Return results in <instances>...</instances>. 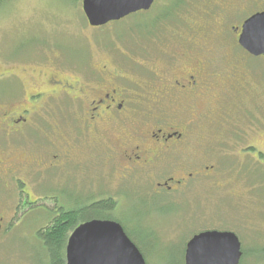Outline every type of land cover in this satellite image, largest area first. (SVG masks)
Listing matches in <instances>:
<instances>
[{
    "label": "flooded vegetation",
    "instance_id": "obj_1",
    "mask_svg": "<svg viewBox=\"0 0 264 264\" xmlns=\"http://www.w3.org/2000/svg\"><path fill=\"white\" fill-rule=\"evenodd\" d=\"M156 3L164 8L142 28L139 48L126 47L121 36L114 37L118 46L97 40L83 56L63 48L71 66L61 63L60 53L46 63L34 53L29 63L0 65V169L7 176L0 185L17 199L9 220L0 211V236L32 211L50 222L60 211L102 202L113 204L114 217L89 221L117 222L128 231L130 225L117 216L131 197L149 205L166 201L165 208L175 212L198 186L210 192L218 168L212 163V131L227 134L226 98L246 90L244 57L255 58L239 45L247 18L230 31L215 32L212 42L208 0ZM154 5L129 17L148 15ZM173 16L183 22L182 31L166 37L161 26ZM87 23L95 31L113 24ZM252 133L258 135V127L237 131L241 142L229 141L227 156L240 164L242 176L249 168L254 173L263 155L247 141Z\"/></svg>",
    "mask_w": 264,
    "mask_h": 264
},
{
    "label": "rangeland",
    "instance_id": "obj_2",
    "mask_svg": "<svg viewBox=\"0 0 264 264\" xmlns=\"http://www.w3.org/2000/svg\"><path fill=\"white\" fill-rule=\"evenodd\" d=\"M82 3L83 0H10L0 7V65L29 63L35 58L34 53L38 61L46 63L48 57L53 59L55 54L60 53L61 63L71 66V55L63 48L70 49L76 57L83 56L98 45L97 40L103 46L110 43L118 46L114 37L121 36L126 42L119 43L139 48L142 28L149 25L151 18L164 8L156 3L155 13L129 17L95 31L88 26ZM210 4L212 18L207 25L213 33L212 42L217 38L215 32L230 31L253 13L264 10V0H208V4L205 3ZM165 22L167 25L161 26L164 36L170 37V33L182 31L183 22L177 17L173 16ZM227 43L231 45L232 41ZM243 65L249 75L244 79L246 90L241 95L231 91L226 98L228 130H222L227 134L212 131L213 141H217L212 144V163L218 168L214 173L211 171L215 177L211 179L213 187L210 192L204 190V186H198L197 193L178 201L175 212L172 211L173 206L165 208L166 201L154 200L149 205V200L131 197L117 216L130 225L128 231L147 264H185L188 241L195 234L215 229L229 230L238 236L248 253L241 264H264V155L259 157L257 170L252 173L249 168V173L245 172L243 176L240 164L235 166L227 156L233 147L229 146V141L241 142L235 133L247 131L251 125L258 127L259 134L252 133L247 141L258 144L262 149L259 155L261 152L264 154V57H244ZM237 90L240 92L242 87L238 86ZM5 170L0 169L1 179L7 177L4 173L1 175ZM217 183L220 186L217 187ZM9 187L13 188L12 185ZM0 190V211H5L7 221L17 199L14 191L8 190L5 185L3 189L0 185ZM155 208L168 210L161 216L157 211L152 212ZM32 213L31 216L19 217L15 227L0 236V264H52L37 238L39 230L47 226V218L40 214L41 211Z\"/></svg>",
    "mask_w": 264,
    "mask_h": 264
},
{
    "label": "water",
    "instance_id": "obj_3",
    "mask_svg": "<svg viewBox=\"0 0 264 264\" xmlns=\"http://www.w3.org/2000/svg\"><path fill=\"white\" fill-rule=\"evenodd\" d=\"M156 0H84V14L92 27L119 22L149 11ZM239 45L255 58L264 57V11L242 25ZM242 243L233 232L206 231L187 246L185 264H241ZM66 264H147L139 248L117 222L92 220L71 234Z\"/></svg>",
    "mask_w": 264,
    "mask_h": 264
},
{
    "label": "trees",
    "instance_id": "obj_4",
    "mask_svg": "<svg viewBox=\"0 0 264 264\" xmlns=\"http://www.w3.org/2000/svg\"><path fill=\"white\" fill-rule=\"evenodd\" d=\"M9 1L10 0H0V7L7 4ZM112 210L113 204L111 202H102L95 207L84 208L81 211L70 209L67 212L64 210L58 212L55 215V218H52V220L47 223V226L41 228L37 234V238L41 242V245L45 247V250L52 260V264H62L63 262L65 264L66 246L69 237L72 232L79 225H81L82 222H89V220L91 219H109L110 217L113 218L114 214L112 213L110 215ZM125 232L133 241V243L136 244L140 249L137 242L132 238V236L126 229ZM247 255V251H244L243 257H247Z\"/></svg>",
    "mask_w": 264,
    "mask_h": 264
},
{
    "label": "bare ground",
    "instance_id": "obj_5",
    "mask_svg": "<svg viewBox=\"0 0 264 264\" xmlns=\"http://www.w3.org/2000/svg\"><path fill=\"white\" fill-rule=\"evenodd\" d=\"M84 1V0H83ZM82 7H83V3H82ZM83 12H84V10H83ZM86 17V16H85ZM240 36H241V34H240Z\"/></svg>",
    "mask_w": 264,
    "mask_h": 264
}]
</instances>
